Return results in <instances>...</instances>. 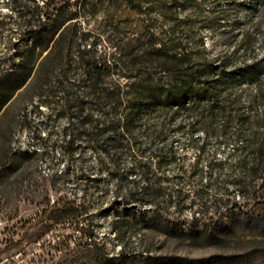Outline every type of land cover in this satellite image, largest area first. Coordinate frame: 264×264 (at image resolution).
<instances>
[{"label":"rangeland","instance_id":"obj_1","mask_svg":"<svg viewBox=\"0 0 264 264\" xmlns=\"http://www.w3.org/2000/svg\"><path fill=\"white\" fill-rule=\"evenodd\" d=\"M179 2L176 17L186 18L190 28L180 23L174 36L182 41L189 36L188 50L201 58L228 57L227 69H236L239 80L230 93L247 100L256 84L241 80L240 69L264 59V0ZM12 5L13 0H0V79L15 69L31 42L21 37L25 20L10 11ZM54 5L60 7L61 18L72 19L62 35L49 41L53 51L40 73L45 84L26 92L24 85L0 112V264H264V175L247 179L241 190L238 140L218 145L210 137L197 165L204 171L212 157L228 159L224 173L210 180L213 186L207 191L208 197H228L231 211L220 205L199 212L188 204L197 186L209 179L205 173L201 181L189 175L198 151L187 146L188 136L180 131L170 130L164 141L155 142L157 147L170 143L176 154L155 173L165 193L180 186L188 194L180 212L171 207L161 213L178 221L146 226L135 218L118 223L115 209L121 211L122 206L111 204L121 198L115 181L96 172L90 173L98 179L93 185L79 178L78 161L83 170L94 168L96 157L82 135L74 140V146L84 148L80 155L74 153L77 162L64 155L61 141L65 144L68 133L75 134L78 128L82 132L83 117L92 108L93 87L123 83L139 74L162 76L150 65L149 42L154 37L165 42L170 31H164L170 28L156 0H54ZM37 37L42 45L49 39L47 34ZM200 40L203 46L198 47ZM261 78L264 90V71ZM33 150L43 154L25 152ZM130 162L126 159L124 166ZM67 201L79 212L55 219L61 202ZM132 209L135 216L151 212L141 203Z\"/></svg>","mask_w":264,"mask_h":264},{"label":"trees","instance_id":"obj_2","mask_svg":"<svg viewBox=\"0 0 264 264\" xmlns=\"http://www.w3.org/2000/svg\"><path fill=\"white\" fill-rule=\"evenodd\" d=\"M156 2L160 5L165 25L170 28L164 31H170L165 42L158 43L156 37L149 42L152 53L149 54L152 57L150 65L158 69L162 76L139 74L137 79L127 77L128 80L123 83L93 87L92 108L83 117L82 132L78 128L75 134L68 133L69 138L65 144L61 141L64 155L77 162L74 153L78 151L80 155L84 148L74 146V140L81 135L86 139L88 150L96 157V164L94 168L83 170L82 161L79 160V178L93 185L98 179L90 177V173L96 172L104 173L108 180L115 181V192L121 193V198L120 202L115 199L111 204L112 208L118 204L122 206L121 211L117 207L115 209L118 223L137 218V221L150 226L179 220L161 213L171 207L180 212L187 202L188 194L180 186L165 193L166 187L162 185L161 178L155 177L156 172H162L176 158L170 143H163L162 147H157L155 143L158 140L164 141L165 133L170 130L186 133L187 146L195 147L198 151L189 175L197 176L201 181V175L205 173L209 179L208 184L197 186L193 191L194 197L188 203L196 206L199 212L207 213L220 205L230 211L233 208L228 197H208L207 191L213 186L211 181L224 173L223 168L228 164V159L217 161L212 157L206 170L197 167L210 137H215L218 145L227 144L231 140L239 141L235 154L241 173L238 181L241 190L246 187L247 179L264 175V90L260 82L263 81L261 75L264 59L243 65L240 69L243 72L242 77H239L241 80L256 84L255 92L244 101L242 94L230 93L239 80L236 69H227L228 57L222 61L201 58L188 50L186 43L189 36L184 41L174 36L180 23L190 28L186 18L176 17L181 4L179 0ZM10 11L25 20L20 29L21 37H29L24 40L28 42L30 39L31 42L27 54L21 56L15 69L0 79V112L24 85L26 92L37 88L38 84V89L45 84L40 80V73L42 65L53 51L49 41L56 34L58 37L62 35L67 22L72 19L71 15L61 18V9L54 5V0H46L41 4L35 0H13ZM39 34L49 36L44 45L41 40L37 41ZM201 46L202 40L198 42V47ZM44 52L46 54L37 63ZM100 69L103 71L104 68ZM91 70L94 71L95 67H91ZM245 102H248L247 106ZM93 107L97 108L99 114L94 113ZM233 124L236 125L235 129ZM25 152L43 154L34 150ZM126 159L131 161L128 167L124 166ZM249 163L252 166L247 169ZM69 168L70 165H67L65 174L70 173ZM180 177L178 175L175 180ZM223 188L227 190L226 186ZM69 203L72 205L64 207ZM136 203L146 204L151 212H141L135 216L132 205ZM55 204L59 205L58 199ZM61 204L63 206L59 208L55 219L79 212L78 206L72 202ZM192 219L196 220V217ZM121 256L127 258L130 255L121 253Z\"/></svg>","mask_w":264,"mask_h":264}]
</instances>
